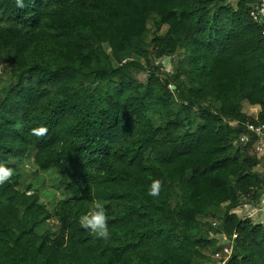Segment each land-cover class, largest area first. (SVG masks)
Here are the masks:
<instances>
[{
	"label": "trees",
	"instance_id": "obj_1",
	"mask_svg": "<svg viewBox=\"0 0 264 264\" xmlns=\"http://www.w3.org/2000/svg\"><path fill=\"white\" fill-rule=\"evenodd\" d=\"M22 2L0 0V264H211L233 234L226 264H264L254 0ZM94 201L108 242L78 223Z\"/></svg>",
	"mask_w": 264,
	"mask_h": 264
},
{
	"label": "clouds",
	"instance_id": "obj_2",
	"mask_svg": "<svg viewBox=\"0 0 264 264\" xmlns=\"http://www.w3.org/2000/svg\"><path fill=\"white\" fill-rule=\"evenodd\" d=\"M17 7H24L22 0H17ZM47 133L48 129L46 127H40L32 130V134L37 137H44ZM13 175V169L0 165V185L10 181ZM162 186L161 181H154L149 189L148 195L158 198L160 191L162 190ZM78 223L81 228L92 233L97 239H102L105 242H108L111 239L107 209L101 201H94L91 209L79 217Z\"/></svg>",
	"mask_w": 264,
	"mask_h": 264
},
{
	"label": "built area",
	"instance_id": "obj_3",
	"mask_svg": "<svg viewBox=\"0 0 264 264\" xmlns=\"http://www.w3.org/2000/svg\"><path fill=\"white\" fill-rule=\"evenodd\" d=\"M254 8H251L250 17L254 23L261 27V36L264 40V0H254L253 4ZM247 130H249L255 136V151L257 155L261 156L264 154V125L253 127L252 125H247ZM248 138L246 135H243L239 138V142L244 143L247 142ZM239 211L230 212L238 213ZM213 226L215 225L212 224ZM224 240L223 243L220 244V247L217 251L212 252L211 264H226L228 261L227 259L230 257L231 249H232V241L236 237L235 234L231 236L232 241H227L226 238L222 235L221 236Z\"/></svg>",
	"mask_w": 264,
	"mask_h": 264
},
{
	"label": "rangeland",
	"instance_id": "obj_4",
	"mask_svg": "<svg viewBox=\"0 0 264 264\" xmlns=\"http://www.w3.org/2000/svg\"><path fill=\"white\" fill-rule=\"evenodd\" d=\"M234 1L235 0H232V1L230 0L231 3H233ZM162 64H163L164 67L168 68V63H167L166 60H164L162 62ZM242 111L246 115L255 116L257 114V112H258V107H250V106H248L246 104H243L242 105ZM23 163L26 164L25 169L26 170H29L31 172L32 169L28 165V160H24ZM31 182H32L33 188H36V189L38 188L40 190V193L42 194V200H43V202H47V201L51 200L49 194L51 193L52 189H50V186L47 183V179L46 180H43L40 185L39 184H35L34 183L35 182L34 180H32ZM59 198H60V194H59ZM262 213H264V211ZM210 252L211 251H207V252L205 251V253L208 254V255L210 254ZM229 258L227 259V261L229 260Z\"/></svg>",
	"mask_w": 264,
	"mask_h": 264
},
{
	"label": "water",
	"instance_id": "obj_5",
	"mask_svg": "<svg viewBox=\"0 0 264 264\" xmlns=\"http://www.w3.org/2000/svg\"><path fill=\"white\" fill-rule=\"evenodd\" d=\"M252 8H254V6H252Z\"/></svg>",
	"mask_w": 264,
	"mask_h": 264
}]
</instances>
